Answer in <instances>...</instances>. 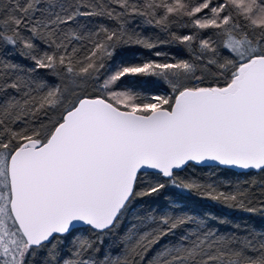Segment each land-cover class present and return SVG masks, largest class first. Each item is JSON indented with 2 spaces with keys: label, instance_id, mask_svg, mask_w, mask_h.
Masks as SVG:
<instances>
[{
  "label": "snow or ice",
  "instance_id": "obj_1",
  "mask_svg": "<svg viewBox=\"0 0 264 264\" xmlns=\"http://www.w3.org/2000/svg\"><path fill=\"white\" fill-rule=\"evenodd\" d=\"M213 165L248 179L179 174ZM166 187L264 218V0H0V264H264V229L134 211Z\"/></svg>",
  "mask_w": 264,
  "mask_h": 264
},
{
  "label": "trees",
  "instance_id": "obj_2",
  "mask_svg": "<svg viewBox=\"0 0 264 264\" xmlns=\"http://www.w3.org/2000/svg\"><path fill=\"white\" fill-rule=\"evenodd\" d=\"M174 30L186 31L178 27ZM137 31L141 32L145 37L153 40H156L157 38L166 39L163 34L147 26L140 25L137 27ZM155 51H162L169 54L171 57L176 58H183L187 55V51L183 46L166 44L159 46L152 51L140 46H133L124 53L123 58L129 62H142L146 59H158L153 55ZM9 55H11V53H9ZM21 63L26 64L27 62L21 61ZM47 75V73L41 70V77H46ZM138 86L143 87L147 93L159 92L162 94L165 90L162 82L158 85L157 82H154L151 79L146 80L141 78ZM179 174L183 177H195L202 183H215L220 190L224 192H229L231 190L230 185L234 184L237 180L242 181L248 179V177L241 176L234 171L217 167H189ZM173 201H176V204L174 205L175 207L183 208L191 214L196 215L198 218H205L211 227L217 229L221 233H243L245 228L264 229V218L258 213L250 214L242 210L229 208L224 204L201 197L199 194L181 192L172 187H166L159 194L138 199L134 211L143 215L144 212L149 209L164 208ZM129 221L135 222L133 214L129 215L128 220H126L119 229V233L126 230L129 226ZM119 233L105 241V249L112 247L115 250V245L119 239Z\"/></svg>",
  "mask_w": 264,
  "mask_h": 264
},
{
  "label": "water",
  "instance_id": "obj_3",
  "mask_svg": "<svg viewBox=\"0 0 264 264\" xmlns=\"http://www.w3.org/2000/svg\"><path fill=\"white\" fill-rule=\"evenodd\" d=\"M196 167H208V166H196ZM212 167H216V166H212ZM223 169V168H222ZM227 170H231V171H234V172H236V173H240V171L241 170H239V169H227Z\"/></svg>",
  "mask_w": 264,
  "mask_h": 264
},
{
  "label": "rangeland",
  "instance_id": "obj_4",
  "mask_svg": "<svg viewBox=\"0 0 264 264\" xmlns=\"http://www.w3.org/2000/svg\"><path fill=\"white\" fill-rule=\"evenodd\" d=\"M150 79H151L152 81L156 82V81H155V78H146V80H150Z\"/></svg>",
  "mask_w": 264,
  "mask_h": 264
}]
</instances>
